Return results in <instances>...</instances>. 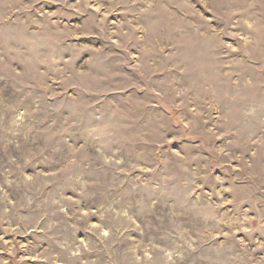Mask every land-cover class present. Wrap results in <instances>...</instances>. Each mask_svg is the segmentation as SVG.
<instances>
[{
	"label": "rangeland",
	"instance_id": "rangeland-1",
	"mask_svg": "<svg viewBox=\"0 0 264 264\" xmlns=\"http://www.w3.org/2000/svg\"><path fill=\"white\" fill-rule=\"evenodd\" d=\"M0 264H264V0H0Z\"/></svg>",
	"mask_w": 264,
	"mask_h": 264
}]
</instances>
